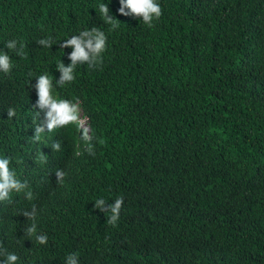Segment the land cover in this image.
I'll return each instance as SVG.
<instances>
[{
  "label": "trees",
  "instance_id": "obj_1",
  "mask_svg": "<svg viewBox=\"0 0 264 264\" xmlns=\"http://www.w3.org/2000/svg\"><path fill=\"white\" fill-rule=\"evenodd\" d=\"M156 2L149 27L120 0H0L12 65L0 71V158L27 184L0 201V250L16 264H264V0ZM93 28L107 38L101 62L78 61L58 85L73 51L61 45ZM45 74L54 98L79 101L90 145L75 123L48 130L49 109L34 107ZM121 196L112 226L94 205Z\"/></svg>",
  "mask_w": 264,
  "mask_h": 264
},
{
  "label": "clouds",
  "instance_id": "obj_2",
  "mask_svg": "<svg viewBox=\"0 0 264 264\" xmlns=\"http://www.w3.org/2000/svg\"><path fill=\"white\" fill-rule=\"evenodd\" d=\"M130 11L126 12L125 8ZM99 11L102 14L103 19L106 23L111 24L113 27L116 25L113 22V17L109 15V8L106 4L99 6ZM119 14L124 16H132L134 18H142L143 22L149 27L152 26L153 19H159L162 15V8L156 0H120V8L118 9ZM88 37V39H84ZM106 36L99 29L93 28L91 30H85L74 35L71 38L64 41L61 45L63 48L73 47V51L68 54V58L71 61L68 67L61 63L57 66V70L61 73L60 79L57 81L58 85H64L74 80L73 70L79 61L81 64L87 63L89 68H93L97 63L101 62V54L106 49ZM15 40H11L6 44L8 49H15ZM38 43L42 46H50V40L41 39ZM23 46H21L22 48ZM87 49V50H86ZM18 55H23L22 51L17 52ZM12 65L10 57L7 54H0V71L8 73L11 71ZM39 99L34 107L43 109L48 108L46 113L47 128L49 131L55 130L58 126H67L70 123L77 124L78 130L82 131L81 139L86 145H90L92 137L89 135L90 129L81 124L80 117V104L77 100L76 103H72L66 99L54 98L51 94L52 82L48 76L41 75L37 78V83L34 85ZM8 118L15 116V111L12 108L7 110ZM43 131V127L37 126L35 129V139H40V133ZM54 150H59L60 145L58 143L53 144ZM89 154L94 155L92 148H87ZM42 156V155H41ZM43 158V156H42ZM10 160L8 158H0V201L9 199V193L13 190L20 192L27 187L26 182L21 183L15 177V173L9 169ZM58 182H62L65 173L62 170L55 172ZM28 199L32 198V193L29 191L26 193ZM124 198L118 197L115 199L113 204H106L104 199H98L95 202L94 207L99 209L101 212H109L108 224L116 226L117 221L120 218V210L123 206ZM36 214V208L33 206L32 211H25L23 215L26 218L34 219ZM36 225L33 224L31 227L26 229V232L31 235L35 233ZM36 240L40 244L47 243V235H37ZM0 254H6V264H16L18 257L14 253L7 252L6 249L0 250ZM66 264H79L78 257L76 254H69L66 258Z\"/></svg>",
  "mask_w": 264,
  "mask_h": 264
},
{
  "label": "rangeland",
  "instance_id": "obj_3",
  "mask_svg": "<svg viewBox=\"0 0 264 264\" xmlns=\"http://www.w3.org/2000/svg\"><path fill=\"white\" fill-rule=\"evenodd\" d=\"M80 119H81V124L85 126V123H86L85 119L82 116L80 117Z\"/></svg>",
  "mask_w": 264,
  "mask_h": 264
}]
</instances>
